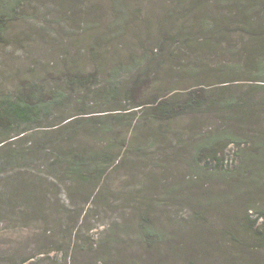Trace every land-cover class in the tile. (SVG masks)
Masks as SVG:
<instances>
[{"label": "rangeland", "instance_id": "374dc122", "mask_svg": "<svg viewBox=\"0 0 264 264\" xmlns=\"http://www.w3.org/2000/svg\"><path fill=\"white\" fill-rule=\"evenodd\" d=\"M177 1L183 8L175 13L172 25L178 30L187 29L196 19L197 13L186 7L197 4L203 15L218 18L229 12L234 0ZM175 3L34 0L27 17L10 26L9 44L0 46V95L15 91L24 81L54 86L70 68L98 71L103 83L109 68L140 46L131 40L158 36L160 20L175 10ZM124 15L129 17L128 27L119 31ZM117 32L131 40L123 46L116 40L100 44L99 37ZM230 37L231 43L226 38L210 48L194 40L188 47L177 40L167 43L174 60L158 78L179 83L189 74L177 64L191 61L218 75L235 63L228 51L241 44L245 34ZM96 98L104 104L99 95ZM217 122L196 116L167 125L160 144L126 153L124 162L104 180L101 194L90 202L85 188L53 182L54 188L51 180L44 183L54 172L50 159L58 150L41 152L13 167L0 160V193L6 194L1 200L0 264H264V220L254 227L251 220L257 214L248 212L251 207L264 209V184L254 185V173L261 165L245 164L231 146L220 155L226 159L223 169L234 173L232 177L203 171L200 177L193 171L188 146L200 133L215 129ZM252 124L236 129V134L252 140L255 130L264 131V118ZM32 132L33 138L46 144L59 138ZM84 143L95 150L106 146L102 139ZM13 175L41 178L46 194L38 193L35 206L11 199L5 189L14 195ZM146 224L152 226L153 237L145 235Z\"/></svg>", "mask_w": 264, "mask_h": 264}, {"label": "trees", "instance_id": "16d2710c", "mask_svg": "<svg viewBox=\"0 0 264 264\" xmlns=\"http://www.w3.org/2000/svg\"><path fill=\"white\" fill-rule=\"evenodd\" d=\"M33 1L0 0V46L9 44L10 26L27 17L28 5ZM178 3L176 0L175 10L166 12L160 20L156 38L132 41L120 32L98 38L100 44L110 40L121 41L122 46L128 40L140 42L134 43L140 46L126 58L109 68L103 83L98 71L70 68L64 80L54 86L24 81L15 91L1 94L0 160L13 167L41 152L58 150L50 159L54 172L44 183L51 180L53 187L61 182L85 188L90 202L101 194L104 180L124 162L126 153L132 149L143 152L148 144H160L166 126L179 119L204 116L218 122L215 129L200 133L188 146L195 175L203 171L232 177L234 173L223 169L226 159L220 154L233 146L245 164L261 165L260 171L249 172H256L255 187L263 186L264 131L255 130V137L249 141L239 137L236 129L248 123L255 125L264 118V0H234L229 12L218 18L203 15V8L193 4L186 7L197 13L193 24L177 30L172 24L176 22L175 13L183 8ZM117 5L120 13L121 5ZM121 19L124 23L119 31L128 27L129 17ZM237 33L245 34V38L228 51L235 63L218 75H210L191 61L177 64L186 67L189 74L179 83L158 78L174 60L167 43L177 40L188 47L194 40L210 48L223 44L226 38L231 43L230 36ZM97 95L104 100L103 105ZM32 131L59 138L46 144L42 138H33ZM87 139H102L106 146L102 150L89 148L84 143ZM244 174L248 175V171ZM11 178L15 181L14 195L5 189L11 199L19 198L35 206L38 193L46 194L41 178ZM5 197L0 193V214ZM249 211L257 214L251 220L254 227L264 220V209L251 207ZM144 233L148 238L155 234L150 224L144 226Z\"/></svg>", "mask_w": 264, "mask_h": 264}]
</instances>
